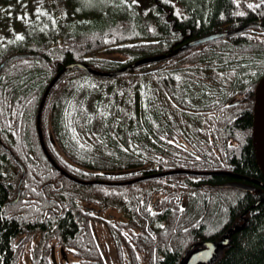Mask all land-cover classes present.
<instances>
[{"label":"flooded vegetation","instance_id":"1","mask_svg":"<svg viewBox=\"0 0 264 264\" xmlns=\"http://www.w3.org/2000/svg\"><path fill=\"white\" fill-rule=\"evenodd\" d=\"M237 1H242L251 11L254 9L252 8L255 4L254 0H249L246 3L244 0H231V4H236ZM258 3L263 6L261 4L263 1L258 0ZM233 10L238 9L236 7ZM242 10L244 11V9ZM253 14H235L236 22L239 18L249 19V17H253L254 19L251 20L253 22L250 21L243 29L247 30L246 27L255 26L259 31L258 35L254 37L255 40L254 38L252 40L251 38L245 39L247 46L250 50L252 49L250 53L245 54L248 49L245 51L226 50L225 57L230 63L246 56H264V52L253 51V43L256 44L257 42L259 45H264V24ZM221 19L220 22L230 25L231 21L227 22V17ZM212 34H224L218 39H226L230 35V33L222 31ZM243 34L245 35V33ZM206 36L208 35L186 40L179 48L186 43ZM218 39L198 44L199 48L201 49L205 44L216 42ZM222 41L218 42L223 44ZM198 45L194 48H198ZM161 58L164 59V56L162 55L159 60H162ZM142 59L146 58L139 60ZM198 62L199 60H196L195 65L190 64L189 67L185 66V68H193L194 74L205 75L206 72L200 69ZM138 64L146 63L139 62L135 66ZM165 67H171L167 68L168 71L175 70L177 72L175 76L179 80V87L183 88L182 90L186 94L188 111L195 119L191 120L187 116H180L181 121L185 124L176 122L169 124L168 122V125L160 128L158 121L161 118L160 113L164 111L163 104L157 103V96L154 92H147L148 83L144 81L145 78L142 75H138L135 80L137 84H140L135 88V92L129 96L118 93L119 97L115 99L116 93L109 91V87H113L115 83L97 82V84L93 80L95 78L116 77H101L89 73L92 75L89 77L92 83H88L92 87L89 91L90 95L94 90L99 94L101 93L99 90L105 88L102 91L106 90L118 105H136L141 106L142 109L145 108L144 116L142 115L139 120V131L136 134L133 136L117 134L112 141L113 145L105 144L100 148V153L95 152L99 143L102 142L100 140L91 144L84 142L81 135L73 132V125L75 123L87 125L88 129L85 133L89 135H96V132L102 134L103 130H106L109 136L110 134L114 135L116 130L113 131V129L117 120L112 123L111 116L117 117L115 111L118 109L108 99L99 98L97 95L93 100L98 101L103 111L106 112L101 120L97 119L93 112L94 101L87 98V94L83 93L82 95V92L74 91L64 99L65 101L58 110L59 113L54 117V122L58 125L56 131L54 128V132H52L49 124H45V126L41 124V113L35 116L36 135L33 133L31 136L32 146H24L22 141L18 140L19 138H14V140L11 138L10 141H14L15 145H9L11 148L6 146L0 148V182L6 197H4L2 207L10 212L4 215L7 222L11 225H13L12 222L16 224V230L14 229L15 231L10 234L7 241V250L12 251L14 264H164L165 258L168 259V256L173 254L171 248L175 241L184 242L188 232L192 236L195 235V239L193 241L192 237V243L188 239L189 247L186 252L181 254L183 257L192 251L205 248L208 243L220 242L225 238V233L236 229L235 225H231L236 224L232 219V214L227 216L229 210L225 215H222L215 210L217 207L212 212V216L215 218V223L218 221L221 227H218L217 224L206 225L205 219L208 217L210 222L212 217L211 210L205 211L204 206L209 202L212 203V201L207 200H211L214 194L218 193L215 188L233 190L225 187L227 184H242L245 190H235L242 195L254 194L257 189L261 193L264 190V180L260 177L237 170V164L241 160L240 157L245 147L249 146L255 159L252 127L253 91L257 82L252 89V96L246 92L244 95L231 98L226 104L227 107L220 109L222 112L218 111L214 118L204 110L206 105L203 103L206 100L201 95L202 87L198 86V83H187L188 71L167 65ZM235 67H238L239 74H244L245 68H248L247 66L244 68L242 66ZM255 69L259 70L257 67L252 68V72H249L252 73V75L249 74L250 76H254L253 71ZM147 70L141 72L144 73ZM129 71H125L124 74ZM158 79L161 86L166 88L174 86L168 76L164 75ZM230 82L229 80L224 84L228 85ZM111 89L125 93L123 87ZM196 90H198L197 95ZM166 100L168 101V99ZM210 101L217 104L211 98ZM170 110L172 114L178 115L180 108L176 104H172ZM148 111L150 112L148 113ZM245 115H249L250 118L248 126L246 125L247 129L244 128L246 122L243 121V117ZM17 118V115H13L6 120V124L11 126ZM127 121L133 124L137 122V120L130 119ZM198 121L200 122L198 123ZM147 122L148 127H146ZM169 125L172 127L170 128ZM152 127L155 130L158 129L159 138L162 139L159 140L162 144L152 137L153 146L145 152L147 162H143L140 152H133L128 148L135 149L144 143L149 128ZM220 128L228 134L227 143L229 147H232L228 151L220 145L221 140L213 139L216 131ZM144 129L147 130V133ZM171 129L172 131L176 129L174 132L178 131L177 135L172 133ZM168 134L172 136L169 137ZM166 141L172 144L169 143L170 146H168ZM60 142L68 144L67 148L61 152L57 151ZM81 144L85 146L84 150L80 148ZM194 150L200 151L203 158H209L206 160L214 163L211 171L205 170V166L199 158H197L198 160L193 157L194 160L190 158V154ZM17 152L24 157H20ZM120 153L129 157H124L126 159L122 165H116L114 162L122 158ZM10 160L20 171L16 188L13 183L11 184L12 177L16 174L7 170L9 164L7 162ZM99 161L103 162L102 168H98L100 165L96 166L97 168L90 167V163H98ZM25 162L32 166L31 174L42 177L48 182L46 185L48 187L53 185L54 191L57 192V195L54 196L36 197L39 203L37 210L28 208L30 204L26 201L21 204L19 202L20 197L23 196L20 186L25 176L23 166ZM173 162H178V165L175 167L168 165V163ZM254 162L259 171L255 160ZM13 164L10 167H14ZM66 171H77L75 173L78 175L72 174L73 178H68L69 175L66 177ZM1 173L3 177L8 179L2 178ZM213 175L225 177L223 184H209ZM134 184L137 185L134 186ZM93 185H97V187H91V189L87 187ZM189 186L203 189L211 188V192L205 193L200 190L197 195L193 190V193L189 194ZM6 191L8 192L6 193ZM225 194L230 193L225 191ZM198 196L201 198L199 205H197L200 209L193 211V213L197 212L194 216H189L187 214L189 204L195 200L198 201ZM231 201L228 207L230 210L232 209L231 205L236 203L234 199ZM26 210L28 213L25 212ZM15 211L18 212L16 216L13 214ZM14 217L17 219L14 220ZM167 221L172 223L168 225ZM226 224L231 226L225 227ZM217 230L220 232L218 237L214 236ZM203 232H205L204 235ZM207 233L214 234L206 236ZM173 235L177 238L174 239ZM11 248L12 250H10Z\"/></svg>","mask_w":264,"mask_h":264},{"label":"trees","instance_id":"2","mask_svg":"<svg viewBox=\"0 0 264 264\" xmlns=\"http://www.w3.org/2000/svg\"><path fill=\"white\" fill-rule=\"evenodd\" d=\"M22 1L29 3L23 4ZM254 1L256 6L251 11L242 1L231 4V0H0L2 4L6 5L5 9L0 10V61H2L0 64L3 63L0 69V148L15 145L14 141H10L11 138L13 140L19 138L18 140H21L24 146H32L31 136L33 133L36 135V115L42 113L41 124L43 126L49 124L51 131L54 132V128L56 131L58 127L54 122V117L59 113L58 110H60L64 99L74 91L90 96L89 91L92 87L88 83H92L89 80L92 75L79 68L73 67L64 70L53 82L63 67L76 61L86 63L91 69L99 72H111L133 62L139 63L143 60L160 58L163 54L164 59L162 60L133 66L127 74L123 73L116 78H95L94 83L106 84L110 82L115 83L113 87H123L125 93L109 87L110 90H108L116 93L115 99H117L118 93L129 96L135 92V88L140 85L135 80L138 75H142L145 78L144 81L148 83L147 92H154L157 96V103L163 104L164 112L161 113V118L158 121L159 126L168 125V122L185 124L181 121L180 116L187 115L190 119H195V117L188 111L186 94L182 90L183 88L179 87V80L175 76L177 72L175 70L168 71L167 68L170 67L165 66L182 68L188 71L187 83H198V86L202 87L201 95L206 101L201 103L206 105L204 110L208 115L215 118L217 112L224 109L231 98L239 97L246 92L252 96L255 82L264 74V56L256 57L253 63L247 62L244 57L236 59L233 65L225 57L226 50L245 51L248 49L245 54L251 52L252 49L250 50L247 46L245 39L254 38L258 35L259 30L255 26L246 27L247 30L243 28L254 18H239L236 22L235 14L251 15L254 12V14L258 13L255 14L257 19L264 18V7L258 4L259 7L256 4L258 1ZM261 1H263L261 4L264 5V0ZM244 2H249V0H244ZM236 7L238 10H233ZM221 15L222 18L227 17V22L231 21L230 25L219 21ZM160 19L165 21L161 20L160 22ZM195 26L196 28H194ZM221 31L228 32L230 35L226 39H218L213 42V45L210 43L211 47L205 45L201 49H178L186 40H193L202 35ZM17 36L22 39H17ZM218 41H222L223 44ZM111 44L112 46H108ZM255 49L264 52V45L253 43V51ZM119 50L120 52H118ZM10 55L14 57L8 60ZM18 55L25 56L19 57ZM148 57L152 58L148 59ZM140 58L146 59L139 60ZM111 60L112 62H110ZM137 60L139 61L137 62ZM196 60H199V67L206 72L205 75L193 74V68H185L190 64L195 65ZM234 65L243 68L247 66L251 68L250 70L257 67L259 73L255 76H250L247 73L239 74L238 67ZM153 67H157V69L148 73L141 72ZM164 75L171 79L173 88L160 85L158 78ZM229 80L230 84L225 85L224 83ZM47 89V95L41 102ZM102 90H99L101 93L97 94L98 97L108 99L118 109L115 111L118 116H111L112 123L117 120L113 129V131L116 130L115 134L109 136L108 132L103 130L102 134L95 131L96 135H89L85 133L88 126L77 123L72 128L73 132L81 135L84 142L88 144L100 140L102 143H99L98 149L95 150L98 153L103 145H113L112 141L117 134L120 136L136 134L139 131V120L145 109L136 105L120 106L106 90ZM197 94L198 90H196ZM210 98L217 104L212 103ZM172 104H176L180 108L178 115L171 113ZM39 108H41L40 112ZM93 112L95 117L100 120L106 115L96 100H94ZM13 115H17L18 118L11 126L7 125L6 120ZM128 119L137 120V122L133 124L128 122ZM243 121L246 122L244 126L246 128L250 121L249 115H245ZM157 130L152 127L149 129L144 143L135 149L128 148L133 152H140L143 162H147L145 152L153 146L152 137L162 144ZM171 132L174 131L171 129ZM213 139L221 140L220 145L226 151L232 149L227 143L228 134L222 128L216 131ZM67 146L68 144L60 142L57 151L61 152ZM80 148L84 150L85 146L81 144ZM193 152L196 154L193 158H199L203 162L205 170L211 171L214 163L206 160L209 158H203L196 150ZM17 154L24 157L21 153L17 152ZM120 154L122 158L114 162L116 165H122L126 159L124 157H129L126 154ZM193 158L192 160H194ZM240 158L241 160L237 164L238 171L255 175L264 180V177L256 169L249 146L244 148ZM7 163H9L8 172L16 174L12 177L13 181L11 182L16 188L20 171L11 160ZM102 163L99 161L89 165L91 168H97L99 165L98 168H102ZM11 164L15 166L10 167ZM168 165L175 167L178 162L168 163ZM23 166L25 176L20 186L23 196L20 197L19 202L21 204L26 201L30 204L28 208L37 210L39 203L36 197L54 196L57 195V192L54 191L53 185L48 187L46 185L48 182L42 177L31 174L30 163L25 162ZM75 172L77 171H66V177L69 175L68 178H73L71 175L77 174ZM184 174L186 175V173ZM211 179L209 184L220 185L223 184L225 177L213 175ZM1 186L0 182V264H12V262L14 264L12 251L7 250V241L10 234L16 230V224L12 222L13 225H11L4 216L10 212L2 207L5 192ZM87 187L91 189L97 185ZM189 189V194H192L193 190L195 194L200 190L205 193L211 192V188L189 186ZM215 189L218 193L214 194L211 200H207L212 203L209 202L204 206L205 211L211 210L212 217L210 222L207 217L205 224H217L218 227H221L218 221L215 223V218L212 216V212L217 207L215 210L222 215H225L229 210L227 216L232 214V219L236 224L231 225H235L236 229L229 236V245L219 248L216 258L209 264H264V190L261 193L257 189L254 194L242 195L235 190ZM225 191L230 194L224 195ZM63 194L66 193L63 192ZM233 199L236 203L231 205L232 209L230 210L228 207ZM200 201L201 198L198 196V201L195 200L189 204L187 212L189 216L197 214L193 211L200 209L197 206ZM255 201L259 202L254 204ZM13 214L16 216L18 212L15 211ZM16 219L17 217H14V220ZM167 223L170 225L172 222L167 221ZM204 233L202 234L204 235ZM217 233L214 236L218 237L219 230ZM187 234L184 242L175 241L171 248L173 254L168 256V259L165 258L164 264L180 263L183 258L181 254L186 252L189 247V240L192 243V237L193 241L195 239V235L192 236L189 232ZM172 237L177 238L175 235Z\"/></svg>","mask_w":264,"mask_h":264},{"label":"bare ground","instance_id":"3","mask_svg":"<svg viewBox=\"0 0 264 264\" xmlns=\"http://www.w3.org/2000/svg\"><path fill=\"white\" fill-rule=\"evenodd\" d=\"M256 1H258V0H256ZM255 2V1H254ZM258 3V2H257ZM260 3V2H259ZM258 3V4H259ZM257 4V5H258ZM254 6H256V5H254ZM258 6H260V5H258ZM262 6V5H261ZM264 6V5H263ZM252 8H254V7H252ZM256 9V8H255ZM259 9V8H258ZM254 13V12H253ZM256 14V13H255ZM258 14V13H257ZM256 14V15H257ZM246 15V14H245ZM225 16V15H224ZM140 17V16H139ZM156 17V16H155ZM171 17H173V15H171ZM177 17V16H176ZM257 17V16H256ZM157 18V17H156ZM221 18H222V15H221ZM220 18V19H221ZM252 18V17H251ZM157 19H159V17L157 18ZM182 19V18H181ZM154 20V19H153ZM152 20V21H153ZM161 20H163V19H160V22H161ZM222 20V19H221ZM257 20V19H256ZM258 20L261 22V23H263L264 24V18H258ZM163 21H165V20H163ZM220 21V20H219ZM159 22V21H158ZM251 22H253V21H251ZM150 23H151V21H150ZM149 23V24H150ZM258 23V22H257ZM260 23V24H261ZM153 24V23H152ZM185 24V23H184ZM162 25V24H161ZM114 26H115V24H114ZM139 26V25H138ZM149 26V25H148ZM153 26V25H152ZM185 26H186V24H185ZM248 26H250V25H248ZM261 27H262V25H260ZM259 26V27H260ZM154 27V26H153ZM260 27V28H261ZM188 28H190V27H188ZM194 28H196V26L194 27ZM247 29V28H246ZM188 31V30H187ZM264 32V31H263ZM216 33V32H215ZM196 34V33H195ZM210 34V33H209ZM198 35V34H197ZM200 35V34H199ZM202 35V34H201ZM218 35H220L219 37H221L222 35H224V34H218ZM202 36H204V35H202ZM259 36H262V35H259ZM219 37H217V34H210V35H208V36H206L205 38H202V39H198V40H195V41H193V42H189V43H186L185 45H183L181 48H179V50H185V49H187V48H189V49H191V48H194V46H196V45H198V44H201V43H204V42H209V41H213V40H216V39H218ZM251 40H252V38H251ZM254 40H255V38H254ZM253 40V41H254ZM259 40V39H258ZM260 41V40H259ZM100 42V41H99ZM99 42H97V43H99ZM256 42V41H255ZM89 43V42H88ZM261 43V42H260ZM263 43V42H262ZM212 45H213V43H211ZM256 44H258L257 42H256ZM115 45V44H114ZM113 45V46H114ZM120 45V44H119ZM206 45V44H205ZM108 46H112V44L111 45H108ZM117 46V45H116ZM207 46H209V43H208V45ZM115 47V46H114ZM121 47V46H120ZM119 47V48H120ZM209 47H211V46H209ZM242 47V46H241ZM109 48V47H108ZM112 48V47H111ZM198 48H199V45H198ZM257 48V47H256ZM238 49V48H237ZM236 50V49H235ZM234 50V51H235ZM255 51L257 52L258 50L257 49H255ZM115 52V51H114ZM117 52V51H116ZM118 52H120V50L118 51ZM153 54V53H152ZM156 54V53H155ZM237 54V53H236ZM154 55V54H153ZM163 55V54H162ZM243 55V54H242ZM19 57H23V56H25V55H18ZM8 57V56H7ZM12 57H14L13 55L11 56H9V58H8V60L10 59V58H12ZM151 58V57H150ZM245 58H246V61L247 62H252L253 63V61L256 59V56H246V57H244V60H245ZM112 59V58H111ZM159 60V58H155V59H150V60H143L141 63H146V62H149V61H153V60ZM162 59V58H161ZM5 60V59H4ZM138 61V60H137ZM0 62H2V61H0ZM110 62H112V60L110 61ZM109 62V63H110ZM114 62V61H113ZM76 63H81V64H84V65H86L88 68H89V70H87V69H85V68H81V67H79L78 65H73V66H70V64H76ZM70 64H67L65 67H63V69L56 75V77L53 79V82H55L56 80H57V78L59 77V75L64 71V70H66V69H69V68H73V67H76V68H79L80 70H83V71H85V72H87V73H92V74H95V75H98V76H101V77H116V76H119V75H121L122 73H120V74H117V75H114L113 73H115V71H118V70H120V69H117V70H114V71H111V72H99V71H96V70H93V69H91L90 68V66H88L86 63H83V62H73V63H70ZM134 64V63H133ZM234 63H232V65H233ZM132 65V64H131ZM139 65V64H138ZM254 65V64H253ZM3 66V63H1L0 64V69H1V67ZM132 66H135V65H132ZM168 66V65H167ZM193 66V65H192ZM235 66V65H234ZM110 68H111V65L109 66ZM125 67V66H124ZM123 67V68H124ZM171 68V67H170ZM173 68V67H172ZM199 68V67H198ZM249 68V69H248ZM248 68H245V69H247V70H245L244 71V73H247L248 72V75L249 74H251L252 75V73H249V72H252L250 69V67H248ZM122 69V68H121ZM157 69V67H155V68H152L151 70H147V71H145L144 73H148L149 71H152V70H156ZM201 69V68H200ZM199 69V70H200ZM203 70V69H202ZM125 71H127V70H125ZM124 71V72H125ZM181 71V70H180ZM184 71V70H183ZM123 72V73H124ZM126 73V72H125ZM182 74V73H181ZM180 74V75H181ZM194 74V73H193ZM264 75V74H263ZM262 75V76H263ZM255 76V75H254ZM262 76L256 81V82H258L261 78H262ZM91 77V76H90ZM163 79V78H162ZM87 80V79H86ZM164 80H167V79H165L164 78ZM163 80V81H164ZM254 80V79H253ZM243 81H244V79H243ZM165 82V81H164ZM163 82V83H164ZM167 82V81H166ZM252 82V81H251ZM255 82V83H256ZM257 84V83H256ZM169 85V84H168ZM256 86V85H255ZM103 87V86H102ZM109 87V86H108ZM171 87V86H170ZM172 88H173V86H172ZM107 89V88H106ZM47 91H48V89L45 91V93L43 94V97H42V100H41V102H43V100L45 99V97H46V95H47ZM200 94V93H199ZM201 96V95H200ZM65 101V100H64ZM150 102V101H149ZM156 102V101H155ZM254 102H255V100H254ZM149 104H151V103H149ZM147 105H148V103H147ZM150 106V105H149ZM153 106V105H152ZM151 106V107H152ZM159 106V105H158ZM225 107H227V106H225ZM148 109H149V107H148ZM40 110H41V108H39V112H40ZM164 110V109H163ZM253 116H255V115H257V114H259L258 115V117L260 118V117H262V113H264V110H261L259 113L257 112V110H256V108H255V103H254V106H253ZM154 111V110H153ZM150 111H148V113H149ZM159 112V111H158ZM164 112V111H163ZM146 113V112H145ZM161 114V113H160ZM39 115V114H38ZM144 116V115H143ZM150 116V115H149ZM187 116V115H186ZM185 116V117H186ZM159 117V116H158ZM189 118V117H188ZM186 119V118H185ZM190 119V118H189ZM149 120H150V118H149ZM160 120V119H159ZM192 120V119H191ZM144 121V120H143ZM195 121H197V120H195ZM150 122V121H149ZM169 124H170V122H169ZM144 125V124H143ZM145 125H146V123H145ZM173 125V124H172ZM175 126V125H174ZM184 126V125H183ZM182 126V127H183ZM145 127V126H144ZM146 127H148V122H147V126ZM169 127H170V125H169ZM172 127V126H171ZM170 127V128H171ZM178 127V126H177ZM186 127V126H185ZM161 128V127H160ZM167 128V127H166ZM169 128V129H170ZM187 128V127H186ZM185 128V129H186ZM150 129V128H149ZM174 129V128H173ZM176 129H178V128H176ZM175 129V130H176ZM181 129V128H180ZM168 130V129H167ZM174 130V131H175ZM252 130H253V127H252ZM144 131L147 133V130H145L144 129ZM163 131V130H162ZM161 131V132H162ZM165 131V130H164ZM171 131V130H170ZM178 132V131H177ZM177 132H176V135H177ZM183 132V131H182ZM158 133H159V131H158ZM164 133V132H163ZM163 133H161V134H163ZM168 133V132H167ZM179 134V133H178ZM169 135V134H168ZM165 136H166V134H165ZM172 135H169V137H171ZM174 137H175V135H173ZM181 137H182V135H180ZM178 138H179V136H177ZM167 139V138H166ZM252 139H253V137H252ZM162 140V139H161ZM165 140V139H164ZM163 140V141H164ZM172 140H173V138H172ZM177 141V140H176ZM252 142H253V140H252ZM170 144H172L171 142H169ZM169 143H167V141H166V144H168V146H170V144ZM174 143H176L175 141H174ZM249 143V142H248ZM177 145V144H176ZM179 145V144H178ZM157 146V145H156ZM172 147H173V145H172ZM177 147V146H176ZM173 148H175V146L173 147ZM171 149V148H170ZM259 149V148H258ZM261 149V148H260ZM253 151H254V147H253ZM228 153V152H227ZM226 153V154H227ZM225 155V154H224ZM232 156H234V155H232ZM254 156H255V152H254ZM232 158V157H231ZM230 158V159H231ZM254 158V157H253ZM255 161H256V157H255V159H254ZM256 164H257V167H258V169H259V166H258V162L256 161ZM1 168V167H0ZM1 170V169H0ZM259 171H260V169H259ZM260 173H261V171H260ZM262 175V174H261ZM1 176H2V173H1ZM263 176V175H262ZM264 177V176H263ZM2 178H4V179H8V178H6V177H3L2 176ZM1 181V180H0ZM231 185V187H229V185H226L225 187H228V188H232L233 190H237V191H243V190H245V187L242 185V184H239V183H235L234 185H232V184H230ZM9 187V186H8ZM5 188H6V186H5ZM8 191H6V193H7ZM13 194V193H12ZM5 196V195H4ZM7 196V195H6ZM6 198V197H5ZM14 199H15V197H14ZM14 199H12V200H14ZM10 201V200H9ZM12 202V201H11ZM12 209V208H11ZM20 210H22L21 208H19ZM24 209H25V207H24ZM14 210V209H13ZM19 210V211H20ZM24 211V210H23ZM23 211H21V212H23ZM25 212H27V210L25 211ZM28 213V212H27ZM31 213H32V211H31ZM235 231V230H234ZM234 231H231V233H233ZM231 233H229V235H226L225 236V238H223L221 241H220V243H222V247H227L228 245H229V236H230V234ZM209 244H211V243H208L207 244V246L205 247V248H203V249H198V251H206L207 253H208V249H210V246H209ZM219 249V248H218ZM217 249V250H218ZM216 250V251H217ZM193 252V251H192ZM191 253V252H190ZM189 253V254H190ZM188 254V255H189ZM188 255H186V256H188ZM218 255H219V252H218ZM181 263V262H180Z\"/></svg>","mask_w":264,"mask_h":264},{"label":"water","instance_id":"4","mask_svg":"<svg viewBox=\"0 0 264 264\" xmlns=\"http://www.w3.org/2000/svg\"><path fill=\"white\" fill-rule=\"evenodd\" d=\"M220 35L217 34V37ZM78 65L81 68H85L89 70V68L81 63L70 64V66ZM136 65V63L132 64ZM132 65L125 66L124 68L115 71L114 75L123 73L125 70H129ZM253 96L255 100V108L259 113L261 110H264V75L257 82ZM259 114L253 116V147L255 152L256 161L258 162L259 169L261 174L264 176V113H262V117H258ZM259 148V149H258ZM261 148V149H260ZM231 187V185H229ZM232 231V230H230ZM230 231L226 234L229 235ZM210 249H208V253L206 251H193L188 256H184L181 260L180 264H209L212 262L217 256V249L222 248V243L220 242H212L209 244Z\"/></svg>","mask_w":264,"mask_h":264},{"label":"rangeland","instance_id":"5","mask_svg":"<svg viewBox=\"0 0 264 264\" xmlns=\"http://www.w3.org/2000/svg\"><path fill=\"white\" fill-rule=\"evenodd\" d=\"M206 1H209V0H206ZM22 3H23V1H22ZM26 3H29V2H24L23 4H26ZM5 8H6V5H4V4H2V3L0 2V10H3V9H5ZM76 62H80V61H76ZM258 73H259V70H257V69H255V70L253 71V75H256V74H258ZM93 81H95V80H93ZM91 93H92V94H91L90 96H87V98L93 100L94 98L97 97L98 92H97L96 90H94V91H92ZM82 95H83V93H82ZM93 101H94V100H93ZM196 152L201 154V152L198 151V150H196ZM201 155H202V154H201ZM190 156L195 157L196 154L192 151L191 154H190ZM202 157H203V155H202ZM211 162H212V161H210V163H211ZM227 185H230V184H227ZM225 186H226V185H225ZM259 201H260V200H259ZM259 201H255L254 204H257ZM254 204H253V205H254Z\"/></svg>","mask_w":264,"mask_h":264},{"label":"snow or ice","instance_id":"6","mask_svg":"<svg viewBox=\"0 0 264 264\" xmlns=\"http://www.w3.org/2000/svg\"><path fill=\"white\" fill-rule=\"evenodd\" d=\"M17 39H22V37H20V36H17Z\"/></svg>","mask_w":264,"mask_h":264}]
</instances>
